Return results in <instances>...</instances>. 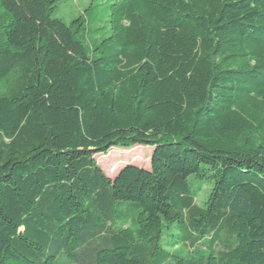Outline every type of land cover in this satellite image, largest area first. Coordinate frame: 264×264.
<instances>
[{
    "label": "trees",
    "instance_id": "obj_1",
    "mask_svg": "<svg viewBox=\"0 0 264 264\" xmlns=\"http://www.w3.org/2000/svg\"><path fill=\"white\" fill-rule=\"evenodd\" d=\"M59 1L0 0V264H264V0Z\"/></svg>",
    "mask_w": 264,
    "mask_h": 264
},
{
    "label": "rangeland",
    "instance_id": "obj_2",
    "mask_svg": "<svg viewBox=\"0 0 264 264\" xmlns=\"http://www.w3.org/2000/svg\"><path fill=\"white\" fill-rule=\"evenodd\" d=\"M107 0H61L55 5L53 15L63 19L65 22L82 15L88 21V34H85L83 41L85 46L89 45L92 36H100L103 29H100L107 20L108 11L105 9L104 3ZM152 146H140L138 149H122L112 148L107 152V156L97 155L96 161L107 176L115 175L118 170L125 164L131 163L137 166L148 167L149 156L151 155ZM116 162L114 170L111 165ZM196 185V183H193ZM202 194L196 198V202L200 203ZM60 264H69L63 260Z\"/></svg>",
    "mask_w": 264,
    "mask_h": 264
}]
</instances>
